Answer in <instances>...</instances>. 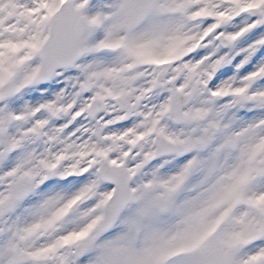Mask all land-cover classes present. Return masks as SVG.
Returning a JSON list of instances; mask_svg holds the SVG:
<instances>
[{"label":"snow or ice","instance_id":"6c2138e0","mask_svg":"<svg viewBox=\"0 0 264 264\" xmlns=\"http://www.w3.org/2000/svg\"><path fill=\"white\" fill-rule=\"evenodd\" d=\"M0 264H264V0H0Z\"/></svg>","mask_w":264,"mask_h":264}]
</instances>
